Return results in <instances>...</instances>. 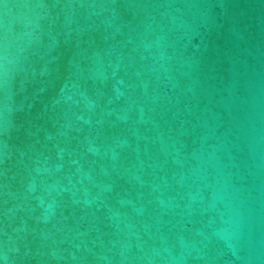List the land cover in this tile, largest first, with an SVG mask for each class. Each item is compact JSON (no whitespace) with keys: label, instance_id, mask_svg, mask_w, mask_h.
Returning a JSON list of instances; mask_svg holds the SVG:
<instances>
[{"label":"water","instance_id":"1","mask_svg":"<svg viewBox=\"0 0 264 264\" xmlns=\"http://www.w3.org/2000/svg\"><path fill=\"white\" fill-rule=\"evenodd\" d=\"M0 264H264V0H0Z\"/></svg>","mask_w":264,"mask_h":264}]
</instances>
